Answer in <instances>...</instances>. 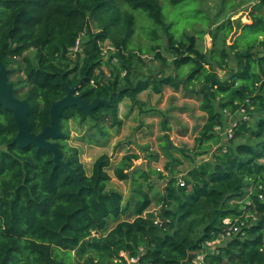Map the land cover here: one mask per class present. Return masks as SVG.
I'll return each instance as SVG.
<instances>
[{
    "label": "trees",
    "instance_id": "16d2710c",
    "mask_svg": "<svg viewBox=\"0 0 264 264\" xmlns=\"http://www.w3.org/2000/svg\"><path fill=\"white\" fill-rule=\"evenodd\" d=\"M244 2L250 20L242 24L245 34L228 45L234 24L218 14L208 25V31L215 27L212 46L204 50L198 40L205 31L176 39L158 0H0V66L9 82L15 76V97L30 105L32 133L50 124V106L65 96L63 82L76 86L88 103L103 101L90 113L73 106L59 117L62 159L69 160L79 181L54 168L51 153L13 144L17 127L12 113L0 106V264H123L121 252L145 264H192L187 253L216 238L225 219L236 218L243 223L241 233L205 262L264 264V208L258 200L264 185V0ZM137 10L151 22V42L158 43L159 31L164 34L163 50L157 44L149 48L160 65L156 73H145V54L129 47ZM77 41L81 55L74 59ZM104 42L115 50L108 53V74L99 46ZM169 66L175 75H162ZM185 67L189 71L183 74ZM164 88L197 101L204 116L193 154L164 146L172 163L164 166L166 176L158 173L161 184H156L134 166L140 156L129 150L131 144L116 142L112 155L122 153L118 160L112 163V155L102 154L87 173L80 148L70 143L108 146L122 125L119 105L128 100L130 111L141 109L140 94L159 95ZM240 110L246 121L237 115ZM225 115L237 116L229 141L215 131L230 119ZM161 118L163 134L170 133L169 117L161 112ZM174 153L192 167L175 171L180 162ZM157 160L148 154V162ZM109 171L117 181L130 183L125 201L107 189ZM152 206L156 213L149 211Z\"/></svg>",
    "mask_w": 264,
    "mask_h": 264
},
{
    "label": "rangeland",
    "instance_id": "374dc122",
    "mask_svg": "<svg viewBox=\"0 0 264 264\" xmlns=\"http://www.w3.org/2000/svg\"><path fill=\"white\" fill-rule=\"evenodd\" d=\"M225 1L226 4H223V0H182L178 3H172L171 0H158L162 8L163 17L167 23L172 25L170 32L176 39H181L184 34H195L197 31H205L202 41L198 40V44L204 50H208L212 46V34L215 27L208 31V25L218 14H221L220 18L222 20L230 18L234 24L235 31L229 36L227 40L228 45L232 44L242 34H245V31L242 32V24H250L247 9L249 4L244 2L245 0ZM132 14L136 19V23L134 36L129 47L135 50L141 49L145 54L143 59L146 61L147 66H149L147 70H144L145 73L151 74L159 72L160 65L159 63H154V60H152V54L149 53V48L157 44L163 50L165 46L164 34L159 31L157 34L160 36V39L157 41L158 43L151 42L147 36L149 31H151L152 25L145 16V13L137 10ZM201 17L203 19H200ZM104 43V48L110 46L109 42ZM77 54L81 55V52L72 53L70 56L75 59ZM104 61L103 70L108 74V55L104 58ZM229 66H234L232 57L229 59ZM188 71L189 67H185L182 73L186 74ZM175 73L174 69L169 66L163 70L162 75H175ZM219 74L221 76L223 75V73ZM10 81L14 82L15 76L11 77ZM138 98L143 104L141 109L134 107L130 111L131 103L128 100H125L119 105V116L122 120V125L117 132L116 138L114 137L116 129L112 131L114 138L110 140L108 146L89 148L80 145L77 141L70 143L80 148V161L84 165L87 173H89L91 165L97 157L102 154L111 156L116 142H126L131 144L129 150L140 156V159L134 162V166L146 170L152 182L161 184V180L158 179V173L163 172V176H166L164 166L167 162L172 163V160L168 159L162 151L164 146L168 147V143L167 140L162 139V136L165 134H163L161 128V112L169 117L170 133L167 135L172 144L180 150H185L189 154H193L194 138L204 122L203 114L197 110V101L194 99H184V93L180 92L175 94L169 88H164L162 94L159 95L147 91L140 94ZM181 109L183 111H179ZM234 118H237V116L232 117V119ZM225 123L229 124L228 121ZM75 134L72 132L71 136H75ZM145 147L148 148L146 151L143 149ZM149 153L156 155L158 160L148 162L147 156ZM121 154H116V157L113 154L112 163H115ZM173 158L180 162V165L174 166L175 171L184 173L192 167L189 160H186L177 153L173 154ZM195 161L199 162L200 158H196ZM154 171L156 173L152 174L151 172ZM109 174L111 181L108 183L107 189L121 193L125 201L130 195V183L117 181L111 171H109ZM149 211L156 213V208L152 206ZM113 226L114 223L110 222L109 228Z\"/></svg>",
    "mask_w": 264,
    "mask_h": 264
},
{
    "label": "water",
    "instance_id": "95a60500",
    "mask_svg": "<svg viewBox=\"0 0 264 264\" xmlns=\"http://www.w3.org/2000/svg\"><path fill=\"white\" fill-rule=\"evenodd\" d=\"M62 85L65 96L50 106V124L44 127L38 134H34L30 131V126L27 121L30 105L26 100H20L15 97L13 85L8 79V71L2 65L0 66V106L12 113L13 121L17 127V134L13 139V144L22 149L28 146H34L39 150L51 153L53 167L65 170L72 178L79 181L76 171L70 167L69 160L62 159L59 143L57 142L61 134L59 117L63 110L73 106H77L79 109L90 113L103 101L94 99L91 103H88L77 95L76 86L69 87L64 82ZM164 136L168 143V150L176 149L168 135L165 134ZM163 212L164 210L162 209L159 215V222L163 221Z\"/></svg>",
    "mask_w": 264,
    "mask_h": 264
},
{
    "label": "built area",
    "instance_id": "2783aa9c",
    "mask_svg": "<svg viewBox=\"0 0 264 264\" xmlns=\"http://www.w3.org/2000/svg\"><path fill=\"white\" fill-rule=\"evenodd\" d=\"M105 43H100V50L102 53V56L105 58L107 57L108 53L115 54L114 48L110 45L107 48H104ZM81 52V47L79 42L77 41L75 46L71 49V53L75 52ZM115 58L112 59V62H115ZM239 118L243 121L247 120V117L245 116L244 110H240V112L237 114ZM227 116L226 118H230L231 116ZM230 125V126H229ZM235 126V123L232 124H226L223 127H216L215 131L220 134L222 139L224 140H231L233 136V127ZM181 185H183L182 181H179ZM258 200L263 204L264 208V185L259 187V194H258ZM255 220V218H252ZM224 227L222 229V232L214 239L205 241L199 250L196 252H188L187 258L190 259V262L192 264H207L205 262V258L208 255H213L218 253V248L223 245L224 242L230 240L231 238H234L236 235L241 233L240 226L243 225V223L240 221V218H236L234 220H228L225 219L223 221ZM142 251V250H141ZM119 262H122L123 264H145L141 262L140 257H131L128 256L126 253L121 252L119 254Z\"/></svg>",
    "mask_w": 264,
    "mask_h": 264
},
{
    "label": "crops",
    "instance_id": "0c3cea01",
    "mask_svg": "<svg viewBox=\"0 0 264 264\" xmlns=\"http://www.w3.org/2000/svg\"><path fill=\"white\" fill-rule=\"evenodd\" d=\"M234 119H236V118H234ZM234 119L231 118V119H229V120H227V121H228L229 124H232V123H234ZM225 122H226V121H225ZM225 124H226V123H225Z\"/></svg>",
    "mask_w": 264,
    "mask_h": 264
}]
</instances>
